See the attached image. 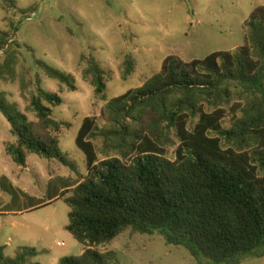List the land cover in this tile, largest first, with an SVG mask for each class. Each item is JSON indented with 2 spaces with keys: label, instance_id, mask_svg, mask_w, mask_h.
I'll use <instances>...</instances> for the list:
<instances>
[{
  "label": "trees",
  "instance_id": "obj_1",
  "mask_svg": "<svg viewBox=\"0 0 264 264\" xmlns=\"http://www.w3.org/2000/svg\"><path fill=\"white\" fill-rule=\"evenodd\" d=\"M0 8L18 9L15 0H0ZM243 27L244 44L235 52L190 62L169 56L141 87L111 100L105 71L94 57L83 58V76L106 105L104 122L85 118L76 138L86 175L61 193L70 208L66 230L86 249L59 264H115L114 251L95 247L127 231L159 234L167 246L214 264L264 257V7ZM11 41L8 32L1 33L0 53L8 59L0 77L13 76L7 61L18 44ZM34 63L76 91L72 75ZM124 66L126 79L134 71L131 57ZM44 103L57 107L63 100L39 85L30 101L38 118L33 122L0 91V113L15 138L7 152L23 167L26 154H33L73 168L58 137L68 124L54 120ZM37 256L36 249L22 247L7 258L0 247V264H37L31 262Z\"/></svg>",
  "mask_w": 264,
  "mask_h": 264
},
{
  "label": "rangeland",
  "instance_id": "obj_2",
  "mask_svg": "<svg viewBox=\"0 0 264 264\" xmlns=\"http://www.w3.org/2000/svg\"><path fill=\"white\" fill-rule=\"evenodd\" d=\"M15 1V11L0 8V35L8 32L11 42L18 44L7 61L13 65V76L0 77V91L33 122L38 118L30 101L39 85L62 98L61 106L44 105L52 110L54 120L68 124H63L58 137L73 168L33 154H26L24 167L16 165L7 153L15 138L0 113V206L10 205L7 209L15 213L0 216V244L5 246L7 258L29 247L38 252L32 263L59 264L62 258L80 256L86 249L66 230L70 208L61 198V188L77 185L86 175L85 156L76 138L85 118L104 122L101 114L106 105L95 97L94 87L83 76L87 67L83 58L92 56L99 63L107 77V99H115L141 87L169 56L190 62L214 52H235L244 44L245 21L255 9L264 7V0ZM128 57L134 62V71L125 79ZM7 59L8 54L1 52L0 65ZM35 60L72 75L76 91L46 77ZM226 126H230L229 119ZM174 150L169 152L171 158ZM11 183L19 194L11 190ZM11 194L49 204L24 213L29 203H14ZM95 249L114 251L115 264H214L194 259L183 247L167 246L159 234L127 231ZM257 255L248 256L241 264H264V257Z\"/></svg>",
  "mask_w": 264,
  "mask_h": 264
},
{
  "label": "crops",
  "instance_id": "obj_3",
  "mask_svg": "<svg viewBox=\"0 0 264 264\" xmlns=\"http://www.w3.org/2000/svg\"><path fill=\"white\" fill-rule=\"evenodd\" d=\"M8 153V152H7ZM13 159V158H12ZM13 162H14V160H13ZM15 163V162H14ZM16 164V163H15ZM17 165V164H16ZM19 166V165H18ZM23 167V166H22ZM80 182V181H79ZM79 184V183H78ZM77 184V185H78ZM10 187H11V190L13 191V192H16V193H18L19 194V190H17L16 188H15V185L14 184H10L9 185ZM76 186V185H75ZM75 186H72V187H75ZM71 187V186H70ZM70 187H68V188H70ZM71 187V188H72ZM65 189H63V188H61V191H64ZM13 192H12V194H13ZM22 193V192H21ZM11 194V195H12ZM15 194V193H14ZM13 196V195H12ZM15 196V197H14ZM13 196V198H14V203H24L25 201V203H29V206L27 207V208H25V212L24 213H28V212H32V211H35V210H37V209H39V208H42V207H44V206H46V205H48L49 203L48 202H45V201H42V202H40L39 203V201H38V198H31L30 196H26L25 195V198L23 197V196H20V198H19V196H16V195H14ZM32 200H34L33 202H32ZM33 203V204H30V203ZM7 206H10V205H7ZM7 206H0V216H3V214H5V215H12V214H15L13 211H11V209H7ZM5 207V208H4ZM1 209H5V210H1ZM21 211V210H20ZM22 212V211H21ZM0 247H3L4 249H5V246H2L1 244H0Z\"/></svg>",
  "mask_w": 264,
  "mask_h": 264
},
{
  "label": "built area",
  "instance_id": "obj_4",
  "mask_svg": "<svg viewBox=\"0 0 264 264\" xmlns=\"http://www.w3.org/2000/svg\"><path fill=\"white\" fill-rule=\"evenodd\" d=\"M58 245H60V244H58Z\"/></svg>",
  "mask_w": 264,
  "mask_h": 264
}]
</instances>
